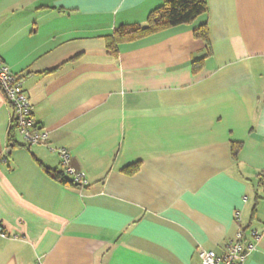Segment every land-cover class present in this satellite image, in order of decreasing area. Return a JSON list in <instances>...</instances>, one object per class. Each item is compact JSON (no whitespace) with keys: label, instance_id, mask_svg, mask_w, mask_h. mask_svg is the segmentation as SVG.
Segmentation results:
<instances>
[{"label":"crops","instance_id":"1","mask_svg":"<svg viewBox=\"0 0 264 264\" xmlns=\"http://www.w3.org/2000/svg\"><path fill=\"white\" fill-rule=\"evenodd\" d=\"M206 3L112 57L163 0H0V59L50 137L10 147L0 92V264H201L264 226V0ZM58 149L85 188L52 178Z\"/></svg>","mask_w":264,"mask_h":264},{"label":"built area","instance_id":"2","mask_svg":"<svg viewBox=\"0 0 264 264\" xmlns=\"http://www.w3.org/2000/svg\"><path fill=\"white\" fill-rule=\"evenodd\" d=\"M24 77L14 73L10 67L0 59V92L6 105L10 108L12 123L16 126L19 136L27 148L44 145L49 146V132L37 125L34 120V107L23 88ZM61 167L64 175L71 177L76 185L86 187L88 181L84 174L76 173L69 168L70 153L66 149H58ZM264 177V174L261 175ZM239 215L236 219L239 221ZM264 240V226L258 229H239L236 237L231 241L224 254L214 251L198 250L201 264H245L248 258L257 250Z\"/></svg>","mask_w":264,"mask_h":264},{"label":"trees","instance_id":"3","mask_svg":"<svg viewBox=\"0 0 264 264\" xmlns=\"http://www.w3.org/2000/svg\"><path fill=\"white\" fill-rule=\"evenodd\" d=\"M162 8L154 11L144 26L122 27L116 30L112 36L106 39L108 53L112 57H118V47L121 44L131 43L145 37L163 32L182 25L191 24L198 16L207 12L206 0H163ZM196 39L205 44L206 57L211 54L210 34L207 26H203L194 32ZM196 62L195 64H198ZM15 133L18 134L16 126L11 122L10 147H16ZM237 150L234 147V157ZM52 178L59 183L76 188H85L76 185L72 180L68 181L63 172L50 173ZM264 177L260 180L261 186ZM264 188V184H263Z\"/></svg>","mask_w":264,"mask_h":264},{"label":"rangeland","instance_id":"4","mask_svg":"<svg viewBox=\"0 0 264 264\" xmlns=\"http://www.w3.org/2000/svg\"><path fill=\"white\" fill-rule=\"evenodd\" d=\"M259 195H260L261 199L264 200V192L260 190Z\"/></svg>","mask_w":264,"mask_h":264}]
</instances>
